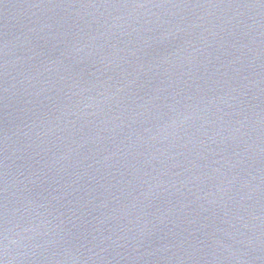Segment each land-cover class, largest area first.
<instances>
[{
    "label": "water",
    "instance_id": "1",
    "mask_svg": "<svg viewBox=\"0 0 264 264\" xmlns=\"http://www.w3.org/2000/svg\"><path fill=\"white\" fill-rule=\"evenodd\" d=\"M0 264H264V0H0Z\"/></svg>",
    "mask_w": 264,
    "mask_h": 264
}]
</instances>
